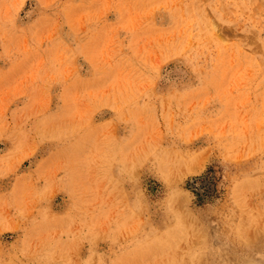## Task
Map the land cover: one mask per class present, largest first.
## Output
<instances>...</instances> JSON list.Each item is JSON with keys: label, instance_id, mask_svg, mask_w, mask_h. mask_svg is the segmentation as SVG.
Here are the masks:
<instances>
[{"label": "rangeland", "instance_id": "rangeland-1", "mask_svg": "<svg viewBox=\"0 0 264 264\" xmlns=\"http://www.w3.org/2000/svg\"><path fill=\"white\" fill-rule=\"evenodd\" d=\"M0 264H264V0H0Z\"/></svg>", "mask_w": 264, "mask_h": 264}]
</instances>
